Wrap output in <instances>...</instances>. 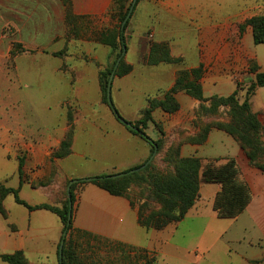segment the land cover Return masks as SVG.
<instances>
[{
    "label": "rangeland",
    "instance_id": "374dc122",
    "mask_svg": "<svg viewBox=\"0 0 264 264\" xmlns=\"http://www.w3.org/2000/svg\"><path fill=\"white\" fill-rule=\"evenodd\" d=\"M260 2L249 0V15L260 16L264 12V4ZM233 13H237L235 8ZM160 20L164 24L162 29L169 32L171 38L170 41L160 42H168L172 56L184 55L173 56L181 59L174 66L188 70V65L194 61L197 35L192 33V28ZM149 24L148 19L140 20L132 40L126 36L127 51L130 48V52L127 58L125 55L124 62L129 64L127 59L132 62V76H115L112 86L114 108L121 118L133 125L138 124L142 118L148 99L162 98L168 90L167 79L170 76L163 70L168 65L146 64V48L149 49L154 41L149 36L150 32L147 34L146 27ZM247 29L252 33L248 39ZM223 30H226V35L222 34ZM201 32L199 43L201 60L204 62L201 79L204 100L179 92L176 94L178 110L169 113L157 109L153 113V121L143 129L152 140L160 143V151L150 164L152 171H173L178 156L200 158L203 164L209 161L223 164L228 159L226 157H236L240 150L236 139L224 129L226 125L232 124L230 107L219 106L216 111H211L212 97L229 96L239 88L237 97L243 101L256 73L261 72L258 60L264 62V45L254 43L251 26L243 29L234 26L227 29L205 28ZM80 38L81 35L78 40ZM68 39L69 42L59 44L60 51L53 53L56 58L50 61L41 60L31 66V62L25 60L27 65L19 75L16 74L15 56L24 49L21 44L14 43L10 51L9 88L0 90V98L8 101V105L2 109L8 116L10 137L14 146L18 147V158L24 157L26 161V178L37 175L33 187L38 191L25 188L23 195L32 197L36 203L48 202L50 192L56 189L60 181L61 173L60 168L53 163V155L50 161L43 157L36 163L29 149L34 147L44 152L47 148H53L55 141L49 137H55L57 133L66 130L64 140L71 128L74 136L76 133L74 149L77 154H84V157H69L63 164V175H75L77 179L100 176L112 167L119 168L115 173H122L142 165L152 154V147L132 135L103 101V75L112 67L119 51L100 44L104 46L105 52L94 50L91 54L99 57L95 61L87 55L89 49L84 43L71 42L69 36ZM54 64L59 67L60 74L52 71ZM94 72L98 74V84L94 81ZM20 98H23V102L19 101ZM249 101L252 112L262 124L264 149V87L257 89ZM126 132L129 134L127 138ZM245 177L255 193L256 200L251 210L256 216L261 210L264 211V175L262 183L250 173H245ZM17 182L16 176L10 180V185L16 186ZM89 184L84 185L91 186ZM82 185H78L77 194ZM66 186L67 181H64L61 199L55 206L63 203ZM146 191L145 185H133L130 189L133 196L145 194ZM7 200L8 207L15 205L12 195ZM256 221L250 213L241 221L251 230L248 239L260 237L257 235L260 229ZM254 226L256 228L252 229ZM159 264H176V261H160Z\"/></svg>",
    "mask_w": 264,
    "mask_h": 264
},
{
    "label": "crops",
    "instance_id": "0c3cea01",
    "mask_svg": "<svg viewBox=\"0 0 264 264\" xmlns=\"http://www.w3.org/2000/svg\"><path fill=\"white\" fill-rule=\"evenodd\" d=\"M260 1L264 4V0ZM113 2L114 0H67L66 4L64 0H0V90L9 88V61L13 44H21L24 49L15 56L16 74L19 75L27 65L25 60L33 66L41 60L56 58L53 53L60 51L59 44L69 42L68 36L73 27L68 22L70 16L78 19L77 25L82 30L80 40L71 42L84 43L89 49L87 55L97 61L99 57L91 53L97 49L105 52L104 46L98 43L97 36L114 24L111 17ZM248 6L249 0H140L130 17L125 35L132 40L135 28L142 19L150 21L146 27L147 34L150 32L149 36L157 42L171 39L170 33L162 29L164 24L160 19L192 28V33L197 35L194 61L188 65V70H192L204 63L199 43L201 30L240 27L254 16L248 14ZM234 8L237 13H233ZM261 14L264 15V12ZM222 34L226 35V30ZM250 34V29H247V39ZM149 50L146 48V54ZM129 52L130 48L126 52V58ZM127 62L132 66L128 59ZM258 64L261 72H264V62L258 60ZM162 65H168L163 70L170 76L167 79L169 90L174 85L178 72L183 69L174 64ZM93 67L95 70L96 66ZM52 71L58 74L60 69L54 64ZM128 76H132V71ZM94 81L99 83L98 74ZM17 88L21 90L19 84ZM23 98L19 101L23 102ZM7 105L8 101L0 98V183L19 189L21 199L31 206H55L61 199L64 181L78 178L75 175H63V164L69 157H84V154H77L74 149L76 133L72 154L64 159L53 160L61 173L56 189L50 192L47 203H36L32 197L23 195L25 188L38 191L33 187L37 175L26 178L25 158H18V147L14 146L9 134L8 116L2 109ZM65 132L66 130L55 134V137H49L55 141L53 148H47L44 152L35 150L34 147L29 149L34 161L40 162L43 157L52 160L53 152L61 145ZM125 137H129L128 132ZM226 158L237 161L241 177L252 192L251 203L235 219L219 218L214 210L215 197L221 190V186L216 183H202L200 198L185 218L160 231L148 230L140 225L139 202L132 205L128 197L110 195L91 183V186L81 184L74 207L73 223L74 229L90 235L79 239L85 264H144L147 259L154 264L166 260L176 261V264H264V211L261 210L256 216L252 213L256 197L251 183L245 177V173H250L262 183L264 172L250 165L241 148L236 157ZM20 159L24 160L23 183L19 176ZM117 169L119 168L112 167L103 174H113ZM16 176L17 185H10V180ZM7 201L6 199L4 202L7 217L0 214V255L23 251L30 264H60L59 246L63 225L59 217L47 210L29 211L16 202L8 207ZM249 213L257 220L256 226L260 229L257 235L260 237L248 239L251 230L241 221ZM255 228L254 226L252 229ZM0 264L6 263L0 259Z\"/></svg>",
    "mask_w": 264,
    "mask_h": 264
},
{
    "label": "trees",
    "instance_id": "16d2710c",
    "mask_svg": "<svg viewBox=\"0 0 264 264\" xmlns=\"http://www.w3.org/2000/svg\"><path fill=\"white\" fill-rule=\"evenodd\" d=\"M132 1L133 0H114L111 12L114 24L100 32L97 36L99 44L106 45L114 51H119L112 67L103 75L105 82L101 86V91L103 101L108 106V81L124 47L127 49L125 33L130 19L124 31H122L121 26L129 12ZM139 1L140 0H138L137 4ZM64 2L67 4V0H64ZM68 22L73 26L70 30L69 37L71 40H78L82 31L77 25L78 19L70 16ZM245 26L252 27L254 43L256 45H264V15L250 18L240 27L243 29ZM149 49V53L146 55L147 65L156 66L162 63L176 65L181 62V59L179 60V58H175L171 55L168 42L152 41ZM202 69L203 67L200 66L192 70H180L174 85L164 93L162 98L148 99V105L142 112V118L139 120L138 124L135 125L139 128V131L136 132L127 128L133 135L139 137L152 147V154L155 151V147L158 148V152L160 151V143L159 141L152 140L143 129H146L148 124L153 121V113L157 109L169 113L178 110L179 102L176 94L179 92H185L187 95L197 100H204V91L201 84V79L203 77ZM131 71L132 66L126 64L123 58L116 71V76L124 77ZM263 87L264 72H257L255 79L246 90V97L243 101H240L237 97L239 88H236L229 96L212 97L211 111H216L219 106L230 107L232 124L229 126L226 125L224 128L225 131L236 139L239 147L248 157L250 165L264 172L262 124L258 116L252 112L249 101L256 90ZM73 141L74 133L71 128L60 147L54 151L53 158L64 159L70 156L72 154ZM148 159L143 164H145ZM175 160V167L171 172L152 171V167L149 165L141 171L128 174L121 178H109V176L118 173L92 177L94 180L90 183L108 192L110 195L128 197L132 205L139 202V223L148 230H164L170 224L182 221L199 200L202 183H216L221 186V190L217 193L213 204V208L217 212L219 218L235 219L241 215L251 203V189L246 181L242 179L240 169L235 159H227L223 164H216L213 161L203 164L200 158L195 157L184 158L178 156ZM142 165L135 166L124 172L137 169ZM23 168L24 160L20 159L19 176L22 183L24 178ZM70 181L71 180L67 181V185ZM85 183L86 182H79L74 184L71 188L73 217L70 223H68L70 205L67 196V186L65 191L66 197L60 206H52L49 204L31 206L21 199L19 189L8 187L0 183V214L7 217L4 202L11 195L14 197L16 203L26 207L29 211L47 210L54 213L59 217L63 225V234L66 232L62 264H85L80 251L79 239L81 236L90 235L87 232L74 229L73 223L74 207L77 201V187ZM133 185H145L147 187L146 193L133 196L130 193V189ZM140 202L142 203L140 204ZM0 259L6 264H30L23 251L0 255ZM144 264H154V262L147 259Z\"/></svg>",
    "mask_w": 264,
    "mask_h": 264
},
{
    "label": "water",
    "instance_id": "95a60500",
    "mask_svg": "<svg viewBox=\"0 0 264 264\" xmlns=\"http://www.w3.org/2000/svg\"><path fill=\"white\" fill-rule=\"evenodd\" d=\"M137 2H138V0H133L132 1L131 7L129 9V12H128L125 20L122 23V26H121L122 31H124L127 22L129 21L130 17L132 16V13L134 11V8H135ZM126 52H127V49L124 47L123 52H122L121 56L118 58V60H117V62L115 64L114 70L112 71L111 76L109 78L108 85H107V101H108L109 107L111 108V110L113 111L114 115L119 120V122H121L127 128L138 132L139 131V128L138 127H136L135 125H133L130 122H127L126 120H124L123 118L120 117L118 111L113 106L112 98H111V95H112V86H113L114 78L116 76V71H117V69H118L121 61L125 57ZM157 153H158V148L155 147L154 153L150 156V158L148 159V161L145 164H143L142 166H140L137 169L130 170L129 172H122V173H118V174L111 175V176H109V178H121V177L126 176L128 174H133L135 172H138V171H141V170L145 169L146 167H148L151 164V162L154 160V158L157 155ZM93 180H94V178L72 179L69 182V184L67 185V196H68L69 205H70V211H69V216H68V223H70V221H71V219L73 217V215H72V206H73V203H72V195H71V188H72V186L74 184L79 183V182L90 183ZM65 239H66V232L63 234V237H62V240H61V243H60V246H59V261H60V264L63 263V250H64V245H65Z\"/></svg>",
    "mask_w": 264,
    "mask_h": 264
}]
</instances>
